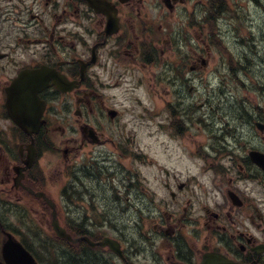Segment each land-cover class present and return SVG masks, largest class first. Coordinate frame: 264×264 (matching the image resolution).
I'll return each instance as SVG.
<instances>
[{
    "label": "flooded vegetation",
    "instance_id": "af4514ba",
    "mask_svg": "<svg viewBox=\"0 0 264 264\" xmlns=\"http://www.w3.org/2000/svg\"><path fill=\"white\" fill-rule=\"evenodd\" d=\"M230 2L0 0V261L11 238L38 264H264V169L252 158L264 156L263 109L251 118L227 112L216 135L194 143L180 141L188 127L177 120L202 119L197 73ZM42 66L65 82L35 72ZM26 70L49 84L39 92L44 123L34 139L7 106ZM150 95L161 111L146 105ZM161 112L168 127L146 131L156 141L143 143L142 119ZM56 143L70 235L62 240L45 211L25 203L55 190L47 167ZM10 199L41 220L21 221Z\"/></svg>",
    "mask_w": 264,
    "mask_h": 264
},
{
    "label": "rangeland",
    "instance_id": "374dc122",
    "mask_svg": "<svg viewBox=\"0 0 264 264\" xmlns=\"http://www.w3.org/2000/svg\"><path fill=\"white\" fill-rule=\"evenodd\" d=\"M249 0H246V2L248 3ZM263 6V5H262ZM263 8V7H262ZM241 9L242 12L239 16H231L232 17H236V19L239 21V18L242 19L244 18V12L247 11L246 9H250L256 11V9L259 10V14H263L262 10L260 8V5L257 6L254 2H251V5H242V8H238ZM237 14V13H236ZM251 17H248L246 20H244L243 23V34L244 35H249V28H251V30L253 32H255V17L251 14ZM241 52V51H240ZM261 54L262 56L264 55V40H263V48L261 49ZM253 56L250 55V65L248 66V69L245 72H241V74H239L242 78H247L249 79V83L247 84V86H244L242 82L239 83V81L237 82L236 78L238 77V74L240 71L239 69L236 68V64L231 65L233 68L236 69L235 74V78L233 77V71L231 70V66L229 64L228 61H230L229 56H227L226 54L222 55L220 53H213L211 56V59L209 61V67L208 70H205V73L202 74V76L204 78H206L207 74L206 72H213L214 73V78L211 80L210 83H206V84H198V88H199V100H203L205 101L206 98H209L210 101L212 103H214L215 105L218 104L219 105V110L221 112L224 111H230L232 114L238 115L239 112L238 111V105L239 103L245 102L248 106H257V110H260V107H262L263 111H264V92L262 90H260V87H258V83H264V57L262 61H257V58L255 60H253ZM262 64V66H261ZM204 83V81H203ZM226 89H231L232 93H228L226 91ZM109 93H116L117 95L120 93V91L118 89H110L108 91ZM206 92V93H205ZM225 94H229L232 95L231 96V100H227L225 97H223ZM120 95L116 96L119 97ZM145 99V103L146 105H150L152 110H158V108L160 107L159 111L162 110V106L160 105V100L157 97H154L153 95H150ZM126 106L129 105H133L130 103L129 100H127L125 102ZM134 107L133 109H135L136 111H140V107L137 104V102L134 103ZM218 108V107H217ZM218 109H216V111H214V115L216 116L217 119L221 118L219 117L220 113H216ZM261 111V110H260ZM246 114V113H245ZM166 117L164 115L163 112H161V114L159 115V117L156 118H144L142 119V122L140 123V125L144 126L143 130L144 133H140V135H142V139L141 141L143 143L145 142H154L156 141L155 138H147L145 132L146 131H152L156 129V125L158 124V121L160 119V117ZM204 122H202L200 125L201 127H203L205 125V121H209L208 119H204ZM201 121V119H200ZM207 123V122H206ZM208 124V123H207ZM215 125V124H214ZM194 129H191V131L193 133H189L187 136L191 138L192 142L194 143L195 141H201L204 138V131L200 129V131L197 129V125H193ZM200 127V126H199ZM195 131H198L197 133H195ZM259 132V131H258ZM15 145V144H13ZM54 154H53V168L51 170L54 171V174L51 175V177H54V180L58 177H60L61 175H59L57 173V162H58V155H56L57 152V143L54 145ZM162 157H164V155H161ZM185 163H190L189 159L187 157L184 158V161L181 162V164H185ZM55 196L57 197L58 201H60L59 195L55 194ZM10 201H12L13 203L19 205L15 199H10ZM12 208L14 210H16V206L12 205ZM24 208V207H23ZM15 213V212H14ZM19 216V215H18ZM21 218V220H23L22 216H19ZM15 221L17 219V217H14Z\"/></svg>",
    "mask_w": 264,
    "mask_h": 264
},
{
    "label": "water",
    "instance_id": "95a60500",
    "mask_svg": "<svg viewBox=\"0 0 264 264\" xmlns=\"http://www.w3.org/2000/svg\"><path fill=\"white\" fill-rule=\"evenodd\" d=\"M14 119L16 120V122H18L20 125H23L24 127L26 126V129H29L30 126H32V129L30 128V131L27 130V132H30L32 130H34L37 125H38V118H35L34 121H32V119L28 118V117H20V116H14ZM29 126V127H28ZM56 229L58 231L59 234L63 235V229H61L60 227L56 226ZM8 248H9V244H8ZM9 257V256H8ZM10 257L8 259V262L10 264ZM1 264V263H0Z\"/></svg>",
    "mask_w": 264,
    "mask_h": 264
},
{
    "label": "bare ground",
    "instance_id": "6f19581e",
    "mask_svg": "<svg viewBox=\"0 0 264 264\" xmlns=\"http://www.w3.org/2000/svg\"><path fill=\"white\" fill-rule=\"evenodd\" d=\"M240 104V103H239ZM236 114V113H235ZM234 120V119H233ZM236 120V119H235ZM249 123V122H248ZM238 124V123H237ZM240 126V125H239ZM242 126V125H241Z\"/></svg>",
    "mask_w": 264,
    "mask_h": 264
}]
</instances>
